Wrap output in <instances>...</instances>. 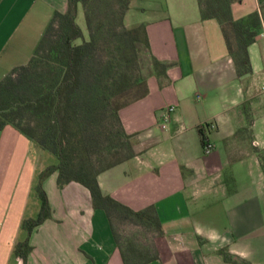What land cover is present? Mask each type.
Instances as JSON below:
<instances>
[{
  "label": "crops",
  "instance_id": "obj_1",
  "mask_svg": "<svg viewBox=\"0 0 264 264\" xmlns=\"http://www.w3.org/2000/svg\"><path fill=\"white\" fill-rule=\"evenodd\" d=\"M68 0H0V81L34 55ZM264 0H234L235 19ZM264 20V19H263ZM127 25L145 24L152 54L171 63L120 116L136 155L99 174L102 191L139 211L153 205L164 235L146 264H264V23L239 75L222 27L199 0H131ZM170 120L164 114L170 108ZM203 130V132H202ZM205 140L213 143L205 154ZM57 158L12 125L0 130V264H125L112 223L90 190L58 173L43 186L52 216L31 233L27 261L15 252L38 216L41 172Z\"/></svg>",
  "mask_w": 264,
  "mask_h": 264
},
{
  "label": "trees",
  "instance_id": "obj_2",
  "mask_svg": "<svg viewBox=\"0 0 264 264\" xmlns=\"http://www.w3.org/2000/svg\"><path fill=\"white\" fill-rule=\"evenodd\" d=\"M97 1L68 0L67 10L54 14L28 63L14 68L0 81V130L7 125L16 127L38 147L52 153L58 160L40 174L36 189L42 206L38 216L24 221L28 238L17 244L15 252L25 262L33 250L29 242L31 233L52 216V208L43 182L55 172L58 173L57 183L60 188L73 181L79 182L90 190L94 207L106 211L125 264H146L159 258L154 242L152 243L154 252H151L150 246H144L136 239H131L126 245L122 242L118 227L123 221L134 220L136 224L154 228V233L158 236L164 235L156 208L151 205L136 211L113 196L105 194L98 180L99 174L103 171L136 155L135 140L130 145L128 155L104 167H97L100 159L96 161L91 154L95 133L90 127L96 118L98 119L100 114L103 116L105 112L114 113L119 125L118 138L134 137L126 131L120 110L144 97L149 91L146 83L143 93L131 100L122 101L126 79L129 78L127 65L122 66V60L126 61L124 56L119 63V73L109 76L107 81L100 78L97 73L95 64H100L96 57L101 40L99 37L104 34V27L108 24V21H95L96 9L91 7L95 6ZM199 1L202 17L215 18L219 21L238 74L251 72L249 47L263 28L264 17L259 11H255L243 18L235 19L232 13L234 0ZM130 3L131 0H114V14L108 15L107 20H110V23L116 21L112 25V30L114 29L119 37L117 47L124 46L125 49L135 51L137 43L143 42L150 48L145 24L131 27L126 25L125 17ZM80 5L86 11L88 39L77 20ZM46 56L52 58L53 63L44 61L43 57ZM100 60L102 62V57ZM154 64L161 69L159 76L166 74L171 66V63L160 61L156 57ZM110 65L112 66V62ZM105 70L110 73L109 67H105ZM134 82L135 80H132L129 86L133 87ZM104 84L113 91H105ZM205 142L204 137L203 143ZM220 253L227 261L241 264L225 249H221Z\"/></svg>",
  "mask_w": 264,
  "mask_h": 264
},
{
  "label": "rangeland",
  "instance_id": "obj_3",
  "mask_svg": "<svg viewBox=\"0 0 264 264\" xmlns=\"http://www.w3.org/2000/svg\"><path fill=\"white\" fill-rule=\"evenodd\" d=\"M114 0H98L95 6L91 9H96L95 11V21H108L106 27H104V34L100 35L99 46L97 47L96 57L100 62L99 65L95 64L98 70L100 78L106 79L119 73V63L124 56L125 62L122 60V66L127 65V73L129 78L126 79L125 92L121 97L122 101H128L135 96L143 93L145 84L148 83V79L151 75L161 73V69L157 68L154 64V55L152 54L148 45L143 42L137 43V49L118 48L119 37L117 33L112 30V25L116 21L107 20L108 15L114 14ZM86 11L82 5L79 7L77 20L84 30L86 39L89 38V31L86 25ZM114 19V18H113ZM117 20V19H115ZM117 25V24H116ZM127 25V24H126ZM129 27L134 25H127ZM81 40H78L80 42ZM102 57V62L100 60ZM43 60L49 63H53L52 58L48 56L43 57ZM112 62V66L110 65ZM105 67H109V72L104 71ZM133 77V79H132ZM134 81V86H129L131 81ZM105 91H113L111 87L103 85ZM125 107V106H124ZM123 123V122H122ZM94 131L93 141H92V155L96 161L100 162L97 167H104L112 162L119 160L120 158L128 155L130 150V145L135 140L134 137H123L118 138L119 125L116 121V116L114 113L105 112L102 116L92 124L90 127ZM130 134V133H129ZM119 233L122 237V242L127 243L131 239L138 240L139 243L144 244V246H150L151 252H154V246L152 245L156 233H154V228H147L146 226L136 224L134 220L123 221L119 224ZM149 229V230H148ZM127 245V244H126ZM152 245V246H151Z\"/></svg>",
  "mask_w": 264,
  "mask_h": 264
},
{
  "label": "built area",
  "instance_id": "obj_4",
  "mask_svg": "<svg viewBox=\"0 0 264 264\" xmlns=\"http://www.w3.org/2000/svg\"><path fill=\"white\" fill-rule=\"evenodd\" d=\"M174 111V107H170L166 113L164 114V121L167 123L170 120V114ZM214 145L210 141H206L204 144V152L205 154H210L213 151Z\"/></svg>",
  "mask_w": 264,
  "mask_h": 264
}]
</instances>
